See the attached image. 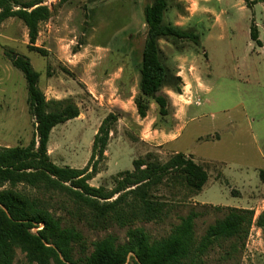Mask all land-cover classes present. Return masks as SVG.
I'll list each match as a JSON object with an SVG mask.
<instances>
[{
    "label": "rangeland",
    "instance_id": "obj_1",
    "mask_svg": "<svg viewBox=\"0 0 264 264\" xmlns=\"http://www.w3.org/2000/svg\"><path fill=\"white\" fill-rule=\"evenodd\" d=\"M43 1L52 17L40 25L35 47L45 55L30 50L22 21L11 18L0 25V147H26L36 135L27 83L10 56L25 57L40 73L39 87L47 100L70 99L80 110L77 119L51 133L48 153L56 165L85 168L102 121L117 113L120 120L91 186L112 190L119 173L134 171V160L153 155L154 162L164 164L176 151L208 172V183L192 198L186 187L169 181L152 187L149 194L166 203L165 214L160 221L137 222L133 228L162 239L191 210L202 214L196 220L198 238L234 208L253 211L255 222L264 213V0L253 9L243 0H175L182 7L174 2L165 21L194 29L200 45L160 42L164 62L181 80V94L164 88L169 115L161 116L151 102L144 119L134 100L146 38L145 0ZM253 23L261 45L251 40ZM14 191L48 209L64 227L77 228L88 246L108 235L119 244L127 242L128 227H90L66 192L26 185ZM229 245L211 250L206 264H264V229L253 225L244 249L239 245L232 256L226 254ZM73 256L80 257L77 246ZM15 264H28L20 250Z\"/></svg>",
    "mask_w": 264,
    "mask_h": 264
},
{
    "label": "trees",
    "instance_id": "obj_2",
    "mask_svg": "<svg viewBox=\"0 0 264 264\" xmlns=\"http://www.w3.org/2000/svg\"><path fill=\"white\" fill-rule=\"evenodd\" d=\"M243 1L248 9L258 3V0ZM43 2L35 0L21 4L18 0H0V25L11 18L22 21L28 29L30 50L45 55L35 47L40 25L52 17L51 9ZM145 2L146 38L139 66V94L134 100L138 115L143 119L151 102L158 106L161 116L169 115V98L164 88L181 94V80L164 62L160 42L174 46L182 42L200 45V36L194 29L165 21L175 0ZM175 5L182 7L180 2ZM250 37L261 45L254 23ZM10 57L26 80L27 104L35 119L36 135L26 147H0V264H15L17 250L25 255L28 264H206L205 258L214 248L224 249V244L230 243L226 254L232 256L239 245L244 249L253 225L264 229V213L254 222L253 211L235 208L209 225L200 238L195 228L202 214L196 210L182 217L171 234L162 239L153 240L145 229L133 228L137 222L160 221L165 214L166 203L154 201L149 194L152 187L169 181L186 187L187 197L192 198L208 183V172L191 156L181 152L164 164H157L154 156L148 155L145 159L134 160L133 172L119 173L114 189L91 186L89 181L100 173L106 159L111 133L114 134L120 114L110 113L102 121L85 168L56 165L48 153L51 133L57 126L77 119L80 110L70 99L47 100L39 87L40 73L30 60ZM19 185L45 192L68 193L90 227L101 230L128 227L127 242L119 244L115 236L108 235L88 246L77 228L64 227L61 219L48 209L15 192L14 188ZM116 195L118 197L112 200ZM75 246L80 254L77 260L73 256Z\"/></svg>",
    "mask_w": 264,
    "mask_h": 264
},
{
    "label": "crops",
    "instance_id": "obj_3",
    "mask_svg": "<svg viewBox=\"0 0 264 264\" xmlns=\"http://www.w3.org/2000/svg\"><path fill=\"white\" fill-rule=\"evenodd\" d=\"M55 129V128H54ZM111 135L113 136L114 134L113 133H111ZM111 140V139H110ZM176 141V140H175ZM172 143V142H171ZM109 147V146H108ZM176 153H179L178 151H176L174 154H176ZM173 154V155H174ZM185 154V153H184ZM187 155V154H186Z\"/></svg>",
    "mask_w": 264,
    "mask_h": 264
},
{
    "label": "built area",
    "instance_id": "obj_4",
    "mask_svg": "<svg viewBox=\"0 0 264 264\" xmlns=\"http://www.w3.org/2000/svg\"><path fill=\"white\" fill-rule=\"evenodd\" d=\"M199 104H200V102L197 103V105H199Z\"/></svg>",
    "mask_w": 264,
    "mask_h": 264
}]
</instances>
